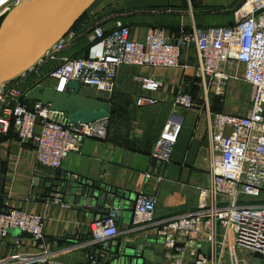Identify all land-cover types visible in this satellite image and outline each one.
Returning a JSON list of instances; mask_svg holds the SVG:
<instances>
[{
    "label": "built area",
    "instance_id": "2783aa9c",
    "mask_svg": "<svg viewBox=\"0 0 264 264\" xmlns=\"http://www.w3.org/2000/svg\"><path fill=\"white\" fill-rule=\"evenodd\" d=\"M20 1L0 0V19ZM64 36L36 63L56 59L54 53L73 34ZM88 39L94 43L86 56L57 58L58 62L47 71L45 76L52 80L53 90L65 91L68 82L74 81L80 87L93 86L108 96L119 67H178L180 53L189 46L196 54L194 75L202 88L207 78L217 95L230 81L241 80L249 86L243 114L210 112L205 107L207 183L196 187L194 208L155 220L154 196L141 191L135 196L133 221L143 223L142 232L159 241L162 264H252L253 257L264 258V204L243 201V197H258L264 180V0H242L232 11V23L226 26L191 27L174 35L149 27L141 39H132L128 26L114 20L108 28L94 24ZM133 79L141 91L134 104L155 103L153 93L161 82L145 75ZM13 80L0 85V134L10 130L20 142L34 139L37 165L58 168L84 138H105L107 117L63 125L50 119L48 105L32 101L28 106L23 101L26 90L17 87ZM171 106L173 110L190 109L194 100L190 94L178 92ZM180 126V116L171 111L149 151L150 158L159 165L169 161ZM156 179L159 181L160 176ZM9 229L30 233L37 249L2 257L0 264H51L45 252L38 250L42 237L40 215L19 208L0 211V237ZM88 233V244L105 247L118 235L114 214L90 221Z\"/></svg>",
    "mask_w": 264,
    "mask_h": 264
},
{
    "label": "crops",
    "instance_id": "0c3cea01",
    "mask_svg": "<svg viewBox=\"0 0 264 264\" xmlns=\"http://www.w3.org/2000/svg\"><path fill=\"white\" fill-rule=\"evenodd\" d=\"M241 2L95 0L86 13L91 19L103 16L101 26L104 28L110 27L114 20H120L128 26L130 38L141 39L149 27H159L174 35L180 29L191 27L230 25L232 11ZM64 35L53 44L63 41ZM88 35L89 31L75 35L70 43L60 45L57 58L84 55L91 45ZM43 63H36L34 75L29 79H22L23 75L13 78L15 85L22 90H28L34 84L50 86L52 80L45 74L52 65ZM196 63L195 51L189 46L180 53L178 67H119L108 95L110 113L105 138H84L77 150L67 153L58 168L35 163L34 139L20 142L12 134L0 137V211L19 208L42 217L38 250L45 252L51 264H95L96 259L103 256L101 246L88 244V223L97 220L98 214L102 216L105 209L84 205L83 198L76 204H69L66 197L58 201L57 193L45 186L49 180L71 176L90 186L98 184L117 195L118 205L114 210L117 212L118 235L109 240L111 244L149 236L142 232L143 223L133 221L134 199L141 191L154 196L155 220L171 218L194 208L196 187L207 183L209 152L205 107L214 112L243 114L249 96L247 84L241 80L230 81L222 90L220 103L215 104L217 94L209 79L202 88L194 75ZM136 75L151 76L161 82L159 90L153 93L155 103L134 104L135 97L141 93L133 79ZM88 91L84 88L81 93ZM178 92L190 94L194 106L173 110L171 102ZM171 111L180 116L181 126L169 161L159 165L150 158L149 151ZM156 176H160L159 181ZM243 201L264 204V180L259 196ZM36 244L32 238L19 237L15 229H9L4 237H0V258L30 253L37 249Z\"/></svg>",
    "mask_w": 264,
    "mask_h": 264
},
{
    "label": "water",
    "instance_id": "95a60500",
    "mask_svg": "<svg viewBox=\"0 0 264 264\" xmlns=\"http://www.w3.org/2000/svg\"><path fill=\"white\" fill-rule=\"evenodd\" d=\"M95 0H21L0 19V85L19 69L31 68L44 52L62 35ZM86 93L79 86H70L65 91L53 90L50 86L34 84L25 91L24 99L48 105L50 119L61 124L85 123L107 117L110 104L106 93L89 86ZM58 195V201L67 198L76 204L83 198L84 205L92 204L105 209L98 219L107 213L117 216V195L98 184L92 186L71 176H62L45 184ZM135 200V199H134ZM97 219V220H98ZM19 237L32 238L26 231H15ZM153 237L140 236L130 242L108 243L103 256L95 264H162L161 250ZM252 264H264V258L253 257Z\"/></svg>",
    "mask_w": 264,
    "mask_h": 264
},
{
    "label": "trees",
    "instance_id": "16d2710c",
    "mask_svg": "<svg viewBox=\"0 0 264 264\" xmlns=\"http://www.w3.org/2000/svg\"><path fill=\"white\" fill-rule=\"evenodd\" d=\"M86 12H87V9L76 19V21L69 28V30H71L75 35L87 33L88 31H90L91 27L94 24L102 25V22L96 21V18L91 19V17H88ZM89 43L92 45L94 43V40H92ZM87 50H88V48H87ZM87 50L83 56L87 55ZM215 97H216L215 104H219L220 103V101H219L220 97L217 95ZM23 101L28 106H30L32 103V101H29L26 99H23ZM211 108L212 107L209 105V109H211ZM210 112H214V111L210 110ZM109 113H110V109H109ZM108 116H109V114H108ZM108 116H107V118H108ZM9 134H12L15 137V134L10 130L6 134H0V137H5V136H8Z\"/></svg>",
    "mask_w": 264,
    "mask_h": 264
},
{
    "label": "rangeland",
    "instance_id": "374dc122",
    "mask_svg": "<svg viewBox=\"0 0 264 264\" xmlns=\"http://www.w3.org/2000/svg\"><path fill=\"white\" fill-rule=\"evenodd\" d=\"M240 1H242V0H239V2ZM89 17H91V15H88ZM102 17L103 16H100V17H97L96 18V21H98V22H100L101 21V19H102ZM74 36L75 35H73L70 39H69V41H68V43H70L71 42V40L74 38ZM90 42H91V40H90ZM53 45V44H52ZM52 45L49 47V51H51L52 50ZM66 45V44H65ZM48 50V49H47ZM54 55L56 56V59H46L45 61H44V63L47 65V64H50V65H52V66H54L57 62H58V59H57V55H56V52L54 53ZM41 63H43V62H41ZM40 63V64H41ZM43 63V64H44ZM54 64V65H53ZM37 65H36V63L31 67V68H29L28 70H26V71H24L23 72V77H22V79H29V77H31V76H33L34 75V71H35V67H36ZM51 66V67H52ZM51 67L47 70V71H49L50 69H51ZM19 77V76H18ZM44 78H45V76H44ZM225 84H227V83H225ZM225 84H224V86H223V88L225 87ZM69 85L70 86H77L78 85V83L77 82H74V81H70L69 82ZM79 86V85H78ZM82 89H84V87H80L79 86V92H81L82 91ZM244 93V92H243ZM217 96H219V97H221V95H217ZM244 199H251L250 197H243ZM15 231H17L16 229H15ZM240 252H241V250H237L236 251V254H237V256L239 257L240 256Z\"/></svg>",
    "mask_w": 264,
    "mask_h": 264
},
{
    "label": "bare ground",
    "instance_id": "6f19581e",
    "mask_svg": "<svg viewBox=\"0 0 264 264\" xmlns=\"http://www.w3.org/2000/svg\"><path fill=\"white\" fill-rule=\"evenodd\" d=\"M44 54V53H43ZM22 75V69H19L17 72H15L10 78H17L18 76Z\"/></svg>",
    "mask_w": 264,
    "mask_h": 264
}]
</instances>
